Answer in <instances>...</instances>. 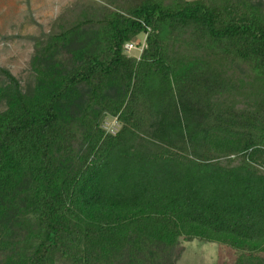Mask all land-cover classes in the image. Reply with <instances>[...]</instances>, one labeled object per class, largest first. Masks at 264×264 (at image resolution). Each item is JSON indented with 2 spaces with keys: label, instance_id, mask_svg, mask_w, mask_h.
<instances>
[{
  "label": "trees",
  "instance_id": "trees-1",
  "mask_svg": "<svg viewBox=\"0 0 264 264\" xmlns=\"http://www.w3.org/2000/svg\"><path fill=\"white\" fill-rule=\"evenodd\" d=\"M88 32L91 48L56 60ZM49 37L33 95L0 67L3 263L157 259L199 240L264 264V5L82 0Z\"/></svg>",
  "mask_w": 264,
  "mask_h": 264
},
{
  "label": "rangeland",
  "instance_id": "rangeland-1",
  "mask_svg": "<svg viewBox=\"0 0 264 264\" xmlns=\"http://www.w3.org/2000/svg\"><path fill=\"white\" fill-rule=\"evenodd\" d=\"M80 1L82 0H0V67L9 69L21 81L27 94L33 95L37 85L36 72L32 67L33 56L41 49L40 46L46 45L49 34L62 13ZM251 1L264 5V0ZM145 38L144 34L138 37L143 44ZM92 41L94 38L91 32L75 36L69 50L64 51L56 60L63 62L71 56H76V51L91 48ZM143 44L128 54L140 57ZM56 56L58 54L54 57ZM6 101H0V112L6 109ZM77 107V101H67L63 110L71 115L75 114ZM103 128L115 133L120 128V122L116 116L109 115L105 118ZM5 210L13 211L12 207H5ZM26 227L22 230H26ZM157 249L159 253L155 259L153 253L148 255L143 250L131 246L120 260L113 259L110 264H234L237 258L236 250L230 246L199 240L182 241L172 249ZM7 254L8 248L1 249L0 264H5L2 260ZM151 258L154 262L150 261Z\"/></svg>",
  "mask_w": 264,
  "mask_h": 264
},
{
  "label": "built area",
  "instance_id": "built-area-1",
  "mask_svg": "<svg viewBox=\"0 0 264 264\" xmlns=\"http://www.w3.org/2000/svg\"><path fill=\"white\" fill-rule=\"evenodd\" d=\"M125 48H126V52L128 53V52H130L131 50H133L134 48L136 49V48H138V47H137V43H136L135 41H132V42L127 43V44L125 45ZM141 49H143V48H141Z\"/></svg>",
  "mask_w": 264,
  "mask_h": 264
}]
</instances>
